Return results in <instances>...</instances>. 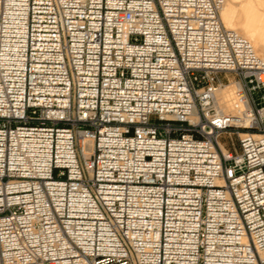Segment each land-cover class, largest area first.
<instances>
[{
  "label": "built area",
  "instance_id": "2783aa9c",
  "mask_svg": "<svg viewBox=\"0 0 264 264\" xmlns=\"http://www.w3.org/2000/svg\"><path fill=\"white\" fill-rule=\"evenodd\" d=\"M224 1L0 0V264H264V59Z\"/></svg>",
  "mask_w": 264,
  "mask_h": 264
},
{
  "label": "bare ground",
  "instance_id": "6f19581e",
  "mask_svg": "<svg viewBox=\"0 0 264 264\" xmlns=\"http://www.w3.org/2000/svg\"><path fill=\"white\" fill-rule=\"evenodd\" d=\"M220 17L227 29L251 41L264 59V0H225ZM240 95L238 84L231 82L217 91L218 107L225 114L237 116L245 106Z\"/></svg>",
  "mask_w": 264,
  "mask_h": 264
},
{
  "label": "rangeland",
  "instance_id": "374dc122",
  "mask_svg": "<svg viewBox=\"0 0 264 264\" xmlns=\"http://www.w3.org/2000/svg\"><path fill=\"white\" fill-rule=\"evenodd\" d=\"M255 97L258 98L259 95L257 94V95H255ZM224 142H225V143L227 142V139H226V138H225ZM235 146H236V148L238 149V145H237V141H236V140H235Z\"/></svg>",
  "mask_w": 264,
  "mask_h": 264
}]
</instances>
